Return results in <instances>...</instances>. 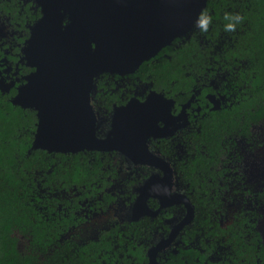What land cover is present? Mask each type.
<instances>
[{"label": "flooded vegetation", "instance_id": "1", "mask_svg": "<svg viewBox=\"0 0 264 264\" xmlns=\"http://www.w3.org/2000/svg\"><path fill=\"white\" fill-rule=\"evenodd\" d=\"M40 16L41 8L33 0H0V93L10 101L35 69L26 63L23 48ZM137 69L97 75L89 103L96 135L104 137L112 132L119 108L156 97V127L142 134L146 152L131 157L120 149L83 150L101 165L93 184L74 187L77 218L70 234L87 241L112 230L105 238L123 236L136 241L144 258L139 261L138 250L123 254L124 247L118 244L115 264H227L232 253L228 256L218 227L231 232L240 223L243 231L254 223L256 250L264 249V144L255 139L264 117L251 124L248 132L226 141L224 150L217 153L213 176H205V192L211 200L205 207L212 221L205 232L195 220V189L190 187V178L179 173L177 164L196 151L202 121L228 98L214 79L208 83L196 77L189 92L169 93L150 74H139ZM209 84L212 88L206 89ZM25 109L33 111L35 131L37 112ZM247 231L246 239L252 240ZM255 264H264V258L257 254Z\"/></svg>", "mask_w": 264, "mask_h": 264}, {"label": "trees", "instance_id": "2", "mask_svg": "<svg viewBox=\"0 0 264 264\" xmlns=\"http://www.w3.org/2000/svg\"><path fill=\"white\" fill-rule=\"evenodd\" d=\"M202 13L210 18L207 31L195 23L185 35L143 61L137 72L150 74L169 93L189 92L196 77L208 83L214 79L228 98L202 121L196 151L177 164L195 189V220L206 232L212 221L205 207L211 201L205 176H213L217 153L224 150L226 141L248 132L251 124L264 117V0H206ZM229 23L234 25L231 30L225 27ZM210 88L209 84L206 89ZM34 121L33 111L0 93V264H115L118 244L124 247L123 254L136 253V241L105 238L112 230L87 241L70 234L77 218L74 187L93 184L101 164L83 150L29 151ZM248 224L245 231L243 223L231 232L218 227L228 256L232 253L227 264H255L257 254L264 258L263 247L256 250L254 223ZM247 230L252 240L246 239ZM137 256L139 261L144 258L140 250Z\"/></svg>", "mask_w": 264, "mask_h": 264}, {"label": "water", "instance_id": "3", "mask_svg": "<svg viewBox=\"0 0 264 264\" xmlns=\"http://www.w3.org/2000/svg\"><path fill=\"white\" fill-rule=\"evenodd\" d=\"M33 1L41 16L31 27L23 52L35 69L11 99L37 112L29 151L120 149L131 157L146 152L142 134L156 127V97L119 108L111 134L98 137L89 103L94 79L104 72L135 71L189 32L206 0ZM89 40L97 44L95 51Z\"/></svg>", "mask_w": 264, "mask_h": 264}, {"label": "clouds", "instance_id": "4", "mask_svg": "<svg viewBox=\"0 0 264 264\" xmlns=\"http://www.w3.org/2000/svg\"><path fill=\"white\" fill-rule=\"evenodd\" d=\"M225 18L227 19L228 17L226 16ZM209 22H210V18L206 14L202 13L200 17L197 19L196 25L201 29V31H207ZM225 27L227 30H231L234 28V25L229 23Z\"/></svg>", "mask_w": 264, "mask_h": 264}, {"label": "rangeland", "instance_id": "5", "mask_svg": "<svg viewBox=\"0 0 264 264\" xmlns=\"http://www.w3.org/2000/svg\"><path fill=\"white\" fill-rule=\"evenodd\" d=\"M255 139H257L256 143H263L264 144V125L262 127H259V129L257 130L256 134H255ZM20 245L22 246L24 241L21 240Z\"/></svg>", "mask_w": 264, "mask_h": 264}, {"label": "snow or ice", "instance_id": "6", "mask_svg": "<svg viewBox=\"0 0 264 264\" xmlns=\"http://www.w3.org/2000/svg\"><path fill=\"white\" fill-rule=\"evenodd\" d=\"M88 43L90 45L91 50L95 51V49L97 48V44L92 40H89Z\"/></svg>", "mask_w": 264, "mask_h": 264}]
</instances>
